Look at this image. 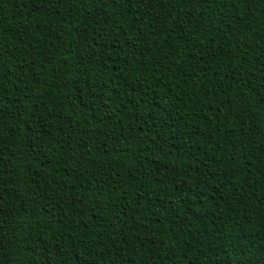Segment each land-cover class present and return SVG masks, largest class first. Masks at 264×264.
<instances>
[{
	"label": "trees",
	"instance_id": "obj_1",
	"mask_svg": "<svg viewBox=\"0 0 264 264\" xmlns=\"http://www.w3.org/2000/svg\"><path fill=\"white\" fill-rule=\"evenodd\" d=\"M0 264H264V0H0Z\"/></svg>",
	"mask_w": 264,
	"mask_h": 264
}]
</instances>
